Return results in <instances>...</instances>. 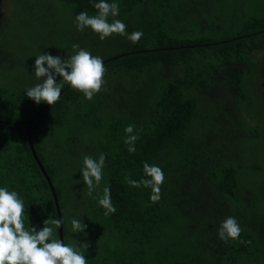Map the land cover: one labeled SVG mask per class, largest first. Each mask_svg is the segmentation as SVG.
<instances>
[{
  "label": "trees",
  "instance_id": "obj_1",
  "mask_svg": "<svg viewBox=\"0 0 264 264\" xmlns=\"http://www.w3.org/2000/svg\"><path fill=\"white\" fill-rule=\"evenodd\" d=\"M53 1L71 14L67 22L72 27L55 21ZM11 2L14 10L7 13L0 0V187L23 199L25 227L40 230L44 220L58 219L26 124L47 104L25 95L43 78L38 80L33 66L24 65L23 51L30 46H21L24 32L28 37L34 33L30 29L41 32L52 25L47 36L59 35L63 46L53 55L62 60L78 51L74 44L94 56L114 44L116 53L103 60L133 52L104 64L106 83L92 100L69 87L33 123L35 148L59 199L65 243L75 236V246L70 245L86 256L87 264H264V183H253L244 170L253 164L250 156L234 159L226 154L234 149L231 140L213 144L216 135L206 128L213 120L200 110L201 95L213 96L219 88L244 105L253 99L261 70L253 53L264 50V2L107 0L119 5L115 19L127 25L128 34L143 33L135 44L126 36L100 40L90 28L77 30L76 14L96 15L93 3L99 0ZM20 26L26 30L16 38ZM223 29L225 37L218 41ZM24 66L29 70L20 74ZM241 123L258 135L257 127ZM129 124L138 136L135 153L124 143ZM257 141L249 147L260 154L262 134ZM101 153L106 156L104 185L110 187L116 208L108 216L98 205L103 191L96 189L93 199L81 175L84 156L98 159ZM144 162L159 166L165 175L157 203L150 200L151 188L127 183L148 178ZM74 200L75 215L70 206ZM230 216L242 229L240 239L223 241L218 228ZM73 218L87 225L84 232L73 233ZM47 226L59 238L58 228Z\"/></svg>",
  "mask_w": 264,
  "mask_h": 264
},
{
  "label": "clouds",
  "instance_id": "obj_2",
  "mask_svg": "<svg viewBox=\"0 0 264 264\" xmlns=\"http://www.w3.org/2000/svg\"><path fill=\"white\" fill-rule=\"evenodd\" d=\"M97 14L89 16L86 11L79 12L75 16L74 23L78 31L83 32L90 28L98 34L100 40H104L113 34L126 36L133 44L138 43L143 36L141 31L127 33V25L119 19V5L107 0H99L93 3ZM112 22H109V17ZM78 49L74 55L66 59L53 56L50 53H43L36 57L34 62V74L42 83L26 90L25 95L39 104L42 101L52 106L61 97V90L67 84L71 89L83 93L87 100L100 93L105 85L104 79L107 69L104 66L102 57L94 56L92 53L78 44L73 45ZM46 65V66H45ZM59 76L63 83H58ZM59 79V80H61ZM126 138L124 143L128 145V152L135 153V143L138 136L134 133V126L129 124L125 127ZM106 156L101 153L98 159L91 156H84L81 175L83 183L87 186L89 196H93L96 188L103 179V168L105 167ZM145 177L140 180L127 179L131 187L141 186L151 188L150 200L157 203L161 199V186L164 183L165 175L157 165L143 163ZM98 205L105 209V216L114 214L116 208L112 203L111 189L105 187L103 195L98 199ZM25 205L19 193L15 190H8L7 187H0V264H87L86 256L72 245L66 244L63 240L56 238L55 228L62 226V219H46L42 229L37 230L32 226L31 230L25 227L24 221ZM73 233L84 232L87 225L81 220H71ZM241 227L235 217H227L218 228V236L223 241L239 240ZM244 242V241H242ZM87 248L89 245H86Z\"/></svg>",
  "mask_w": 264,
  "mask_h": 264
},
{
  "label": "rangeland",
  "instance_id": "obj_3",
  "mask_svg": "<svg viewBox=\"0 0 264 264\" xmlns=\"http://www.w3.org/2000/svg\"><path fill=\"white\" fill-rule=\"evenodd\" d=\"M51 1L52 0H48V3H50ZM246 1L250 5H254L256 2L260 1L264 2V0H245V2ZM58 2H52V6L56 8L57 19L55 21H57L58 19L61 20V26L65 28V26L67 24L69 25L70 23L67 22L68 19H72L73 17H71L70 13L67 15L66 11L63 10L60 2ZM3 5L6 8L7 13H11V11L14 10V5H12L11 0H4ZM56 27L55 30H57ZM69 27H72V24H70ZM45 29V31L42 30L41 32L30 29V31H33L34 33L28 35V37L26 36V32L23 33L21 46H30V50H24L22 57H24V65L26 67L31 65L32 68L33 66V68L30 69L33 76L34 62L36 57L42 55L43 53H52V55L54 52L59 53L60 46H63V42L60 39L59 35H57L56 38L52 37V35L47 36L48 33L52 34V31L54 29L52 25H48ZM25 30L26 29L24 27L20 26L19 30H15L14 36L16 35V38H18L20 35L19 31L23 32ZM235 33L236 31L234 30L230 33V35H234ZM34 37H38L39 41L32 42ZM216 37L218 41H222L223 37H225L224 29L221 30V32L218 33ZM116 51V46L113 44L109 47L101 49L96 56L109 57L114 55ZM262 54H264V50H256L253 53V57L257 61L258 65H260L261 70L256 76L258 79V87L256 90H253V99L248 104L244 105L242 103H239L237 100H235L232 92H223V88H219L218 90H216V93L213 96L201 95L200 97V110L202 116H205L204 114H210L211 120H213L210 122H206V128H208V131H211L212 129V133L216 135V139L214 138L213 144H217V139H220L221 141L231 140L230 142H233V151L229 152L225 151L227 148L224 149L228 156H231V158L234 159L241 158L242 156H245L246 159V156H250L248 158L252 160L253 164L249 163L247 167H244V170L249 171L250 181L252 180L253 183L256 184L260 183V186H262L261 183H264V154H261L264 153V149L259 152L260 154H255L253 153V151H251L252 149L249 146L252 144V142H258L257 140L260 139V134H262V137H264V56ZM25 66L20 70V74H23L24 71L27 72L29 70H26ZM60 83H63L62 79ZM224 94H226V102L225 100L222 101ZM223 108L225 109L221 112L220 110ZM241 121H248L251 127H257L258 135L247 130L246 125L244 124L243 126ZM104 187L105 185L103 175V179L101 180L100 185L96 188L97 192L103 191ZM74 192L75 188L72 189V194ZM76 205L77 204L75 200L70 203L71 212L73 215H75V211L76 209H78ZM67 240L70 241L69 245L70 243H72L73 246H75V236L67 237Z\"/></svg>",
  "mask_w": 264,
  "mask_h": 264
},
{
  "label": "water",
  "instance_id": "obj_4",
  "mask_svg": "<svg viewBox=\"0 0 264 264\" xmlns=\"http://www.w3.org/2000/svg\"><path fill=\"white\" fill-rule=\"evenodd\" d=\"M249 35V34H248ZM243 36H247V35H243ZM142 51H146V50H141ZM130 53H133V52H130ZM129 52H125V53H121V54H118L116 56H113L111 58H107V59H104V64L107 63V62H110L111 60H114V59H117L118 57H121V56H125L127 54H130ZM70 86L68 85H65L64 88H62L61 90V94L66 91ZM50 105L48 104H45V106L30 120H28L26 122L27 124V131H28V141H29V145H30V148H31V151L33 153V156L34 158L36 159L38 165L40 166L43 174L45 175V178L47 179L48 181V184L51 188V191L54 195V198H55V202H56V207H57V211H58V219H62V226L60 228H58V232H59V239L63 240V242L65 243V235H64V222H63V215H62V211H61V208H60V204H59V199H58V196H57V193H56V188H55V185L52 181V178L50 177V175L48 174L46 168L44 167L38 153H37V150L35 148V144H34V141H33V136H32V127H33V123L38 119V117L42 114L43 111H45L46 109L49 108Z\"/></svg>",
  "mask_w": 264,
  "mask_h": 264
}]
</instances>
